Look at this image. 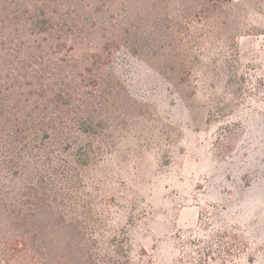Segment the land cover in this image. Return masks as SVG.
<instances>
[{
	"label": "rangeland",
	"instance_id": "rangeland-1",
	"mask_svg": "<svg viewBox=\"0 0 264 264\" xmlns=\"http://www.w3.org/2000/svg\"><path fill=\"white\" fill-rule=\"evenodd\" d=\"M0 216L264 264V0H0Z\"/></svg>",
	"mask_w": 264,
	"mask_h": 264
},
{
	"label": "trees",
	"instance_id": "trees-1",
	"mask_svg": "<svg viewBox=\"0 0 264 264\" xmlns=\"http://www.w3.org/2000/svg\"><path fill=\"white\" fill-rule=\"evenodd\" d=\"M11 219L0 216V264H95V239L84 236L72 250L71 242L65 236L61 240L58 230L21 231Z\"/></svg>",
	"mask_w": 264,
	"mask_h": 264
}]
</instances>
